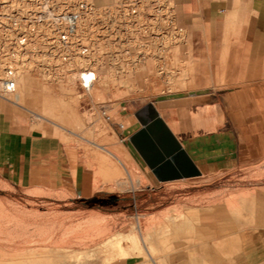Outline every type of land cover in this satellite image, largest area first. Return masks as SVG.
Here are the masks:
<instances>
[{"label":"rangeland","instance_id":"obj_1","mask_svg":"<svg viewBox=\"0 0 264 264\" xmlns=\"http://www.w3.org/2000/svg\"><path fill=\"white\" fill-rule=\"evenodd\" d=\"M196 47L187 32L171 45L164 73L153 59L126 73L104 70L86 95L38 73L18 76L25 130L59 141L60 183L21 188L0 180V264H255L264 241V159L153 184L124 123L114 122L120 111L144 123L143 108L155 100L205 90L209 72L204 78L205 65L192 61ZM25 75L37 82L29 91ZM70 96L75 121L47 113Z\"/></svg>","mask_w":264,"mask_h":264},{"label":"crops","instance_id":"obj_2","mask_svg":"<svg viewBox=\"0 0 264 264\" xmlns=\"http://www.w3.org/2000/svg\"><path fill=\"white\" fill-rule=\"evenodd\" d=\"M176 4L179 23L196 41L192 61L205 65L202 73L207 79L209 72V83L203 91L165 95L152 104L201 174L161 182L138 154L139 168L153 184L209 177L264 159V0ZM194 68L189 66L190 71ZM32 80L27 75L20 80L25 91L37 84ZM195 80L206 81L200 76ZM22 104L19 94L13 100L0 98V180L21 188L53 187L60 183L59 141L25 130L21 120L27 111ZM61 105L47 113L75 121L76 109L69 108L75 105L73 97ZM114 122L124 123L127 139L145 123L135 112L120 111ZM256 250L255 264H264V241Z\"/></svg>","mask_w":264,"mask_h":264},{"label":"built area","instance_id":"obj_3","mask_svg":"<svg viewBox=\"0 0 264 264\" xmlns=\"http://www.w3.org/2000/svg\"><path fill=\"white\" fill-rule=\"evenodd\" d=\"M186 36L176 0H0V98L16 94L23 72L85 95L104 68L153 59L164 73L171 45Z\"/></svg>","mask_w":264,"mask_h":264},{"label":"water","instance_id":"obj_4","mask_svg":"<svg viewBox=\"0 0 264 264\" xmlns=\"http://www.w3.org/2000/svg\"><path fill=\"white\" fill-rule=\"evenodd\" d=\"M143 113L146 122L129 141L155 177L165 182L199 176L200 171L155 106L146 105Z\"/></svg>","mask_w":264,"mask_h":264},{"label":"bare ground","instance_id":"obj_5","mask_svg":"<svg viewBox=\"0 0 264 264\" xmlns=\"http://www.w3.org/2000/svg\"><path fill=\"white\" fill-rule=\"evenodd\" d=\"M107 71V70H109V71H114V72H116V70L115 69H112V68H104V69H102V70H100L99 71V73H98V77H99V74H100V72H102V71ZM128 71H134V70H132V69H130V68H125L124 69V71L122 72V73H126V72H128ZM23 73H29V72H23ZM34 80V79H33ZM32 80V81H33ZM106 86H107V84H106ZM92 90V89H91ZM17 93V92H16ZM16 95V94H15ZM14 95V96H15ZM107 162V161H106ZM115 165V164H114ZM114 171V170H113ZM226 207L229 209L230 207L232 208V207H234V205L233 204H231V202L228 200L227 202H226ZM221 209H224V208H221ZM216 223V222H215Z\"/></svg>","mask_w":264,"mask_h":264}]
</instances>
